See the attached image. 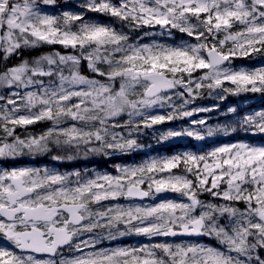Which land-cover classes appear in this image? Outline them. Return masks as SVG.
<instances>
[{"label": "snow or ice", "instance_id": "1", "mask_svg": "<svg viewBox=\"0 0 264 264\" xmlns=\"http://www.w3.org/2000/svg\"><path fill=\"white\" fill-rule=\"evenodd\" d=\"M57 5L58 0H0V59L41 45L58 44L78 53L53 51L0 71V90H9L0 95V157L44 153L50 145L77 152L84 148L85 155L129 153L143 147L137 139L143 129L216 110L218 105L186 110L204 89L221 101L225 94H264V66H232L237 57L264 52V0H85L80 5L133 30L159 26L169 35L177 29L195 40L173 46L130 43L122 28L86 20L83 11L52 14ZM237 25L240 30L234 31ZM85 61L103 81L81 74ZM198 70L203 74L195 76ZM166 105L172 109L167 114L149 111ZM124 114L128 119L117 122ZM45 120L52 127L38 137L15 134L18 126ZM206 124L204 118L192 120L189 127L161 132L158 139L203 141L239 130L264 135V109L245 114L237 125L201 131ZM118 172L85 178L79 171H0V236L15 249L0 247V264H264V145L241 141L202 153L184 151L118 166ZM167 192L178 199L95 212L91 207ZM204 194L212 199H200ZM97 228L107 230L109 239H115L113 231L119 236H207L223 250L163 242L84 254L95 241L74 242ZM65 247L81 254L64 257ZM37 253L49 258L37 259Z\"/></svg>", "mask_w": 264, "mask_h": 264}, {"label": "trees", "instance_id": "2", "mask_svg": "<svg viewBox=\"0 0 264 264\" xmlns=\"http://www.w3.org/2000/svg\"><path fill=\"white\" fill-rule=\"evenodd\" d=\"M60 1V0H58ZM64 3H61L62 8H69V9H77V11H83L85 13V19L95 22H100L104 24H114L118 29H121L125 32V25H122L119 21L114 20L111 17L102 15L100 13H94V12H88L86 9H83L79 6L75 7L71 3H67L65 1H71V0H61ZM58 11V9H57ZM172 36L166 37V42L162 43L166 46H173L178 45L181 42H191L194 43L195 40L188 37L185 33H181L177 29H173L171 32ZM144 42L149 43H158V39L156 36H147L144 40ZM53 51H59L61 53H67V52H74L71 48H64L61 45H41L39 48L36 49H25L19 57H12L8 61H3L0 59V71H3L6 69V67H11L15 64L20 63L23 59H34L38 55H42L45 53L53 52ZM75 53V52H74ZM254 56L253 58H251ZM250 57V58H249ZM249 57H237L233 60V63L238 66H254V67H261L264 66V52L262 53H256ZM80 72L85 74L89 77H94L90 70L87 68V62H82L80 66ZM203 74L202 70H198L194 75H201ZM101 78V77H97ZM103 79V78H101ZM47 80V78H45ZM117 84H119V80H117ZM117 86H115L116 88ZM253 97H256V100H251ZM201 104L206 105V107L210 108L214 104L210 102V98L205 94L204 96H200ZM235 108L236 112H229V108ZM264 109V94H261L260 96H257L256 94L251 93H244L240 95H232V94H226V98L220 102V105L218 108L214 111H211V117L207 120V124L205 126H201V130L204 131L206 127H217L221 125H237L238 121L241 117H243L245 114L253 113L255 111H260ZM194 120L193 117H185L182 119H176L172 121L165 122L163 124H158L153 126V129H143L140 135L142 134L144 137L141 139H138V142L142 144L143 146L151 147L149 150H142L141 148L136 149L133 152L129 153H120L121 155H118L116 158H109L108 156L102 155V154H94L89 153L87 155L84 154L85 149L81 148L79 152H77L75 149H67V148H57L54 145H50V151L39 153V154H29L25 152L23 155H17L15 157H5L2 161H0V171L4 169L6 166L10 164H22V163H33L36 165H39L41 163H44L47 168L55 169L56 173L65 174L69 171L75 170L79 171L81 173L82 177L85 178H93L95 176V171H102L109 169L110 171H117L118 166L120 165H129L134 163L143 164L147 161V159L151 157L161 156L162 154H166L168 156H172L177 153H182L184 151H190V152H207L210 151L212 148L220 145H224L227 143H232L235 141H242L245 143L253 144V145H264V135H252L251 133H245L242 130H239L235 133L230 132L228 135H225L224 133H217L216 135L212 137H205L203 141L195 140L194 138H189V141L186 142H176L171 144H162L158 143L159 141L158 137L161 132H164L168 129H181L183 127H189L190 122ZM48 129L47 122H37L33 125L28 126H18L16 128L15 134L20 136L22 139L24 137L29 138L31 136H39L42 133H44ZM146 132V135L144 134ZM8 142H11V138H9ZM92 145H89L91 147ZM62 157L61 161L58 162L52 157ZM71 156L72 159H68L67 157ZM162 157V156H161ZM114 162V163H113ZM112 164V166L110 165ZM74 172V171H73ZM74 180L75 177H72ZM176 193H168L165 195H159V199L164 198H172ZM152 198H148L149 200ZM200 199L208 201L212 198L208 196L207 194H204L200 197ZM115 201L122 203V202H142L144 200H134V199H127V198H118ZM218 202V201H217ZM105 207L106 202H103ZM243 207V205H240ZM107 207V205H106ZM103 209V208H102ZM223 223V221H221ZM122 225V224H121ZM125 229L124 225H122L121 230ZM97 232L99 236H102V239L94 245V247H85L83 249V252H90L89 250L94 249H101L103 250L104 247L116 244V243H122L123 241L130 242V239H123V236L117 235L113 231V235H116L118 237L117 242H110V239L108 237V231L105 229H95L91 233H85V235L82 237L81 240L83 241H91L94 233ZM168 240V239H167ZM155 243H162V237H157V239L148 237L144 238L141 242L148 243L151 245L152 242ZM204 241L210 242L214 244L215 246H218L214 240H209L208 238H205ZM153 243V244H155ZM0 247L8 248L10 250H15L11 243L7 242L2 236H0ZM80 255L81 253L75 251V249H69L68 251H64L63 255L64 257H72L76 255ZM263 256V254L261 253ZM42 259H46L41 257ZM59 259V257H57Z\"/></svg>", "mask_w": 264, "mask_h": 264}, {"label": "rangeland", "instance_id": "3", "mask_svg": "<svg viewBox=\"0 0 264 264\" xmlns=\"http://www.w3.org/2000/svg\"><path fill=\"white\" fill-rule=\"evenodd\" d=\"M65 2H67V3H71L73 6H75V7H77V6H79L80 7V5H82L83 3H85V0H71L70 2L69 1H65ZM114 2H115V0H114ZM61 3H64V2H62L61 0L60 1H58V5L54 8V9H51V12H52V14H59L60 12H63V11H73V12H80V11H77V9H69V8H62V5H61ZM57 9H58V11H57ZM87 20V19H86ZM126 26V28H125V33H127L128 35H129V37H130V40H129V42L130 43H134V44H153V43H149V42H144V40H145V38L147 37V36H156V38L158 39V43L159 44H162V43H165L166 42V37H169V36H172V34L171 35H169L168 34V30H166V29H161L159 26H145V27H143V28H139V29H135V30H133L132 28H130V27H128L127 25H125ZM173 30V29H172ZM172 30H171V32H172ZM175 30V29H174ZM234 31H238V30H240V27H239V25H237V26H235L234 27V29H233ZM146 33H147V35H146ZM195 43V42H194ZM59 52V51H58ZM61 53V52H60ZM45 54H47V53H45ZM61 54H78V53H74V52H67V53H61ZM38 56H40V55H38ZM38 56H36V57H38ZM35 57V58H36ZM254 56H252L251 58H253ZM250 58V57H249ZM232 66L234 67V68H240V67H246V66H238V65H235L234 63H233V61H232ZM105 67V69H106V66H104ZM246 68H256V67H254V66H249V67H246ZM69 74V72H68V69L67 68H65V75H68ZM82 75H85V74H83V73H81ZM202 75V74H201ZM86 76V75H85ZM195 76H197V75H195ZM199 76V75H198ZM90 78H96V79H101V78H97V77H90ZM102 81H103V79H101ZM106 82V81H105ZM115 86H117L116 87V89L118 90V88H119V84H117V82L115 83ZM225 87H233L232 85H230V84H226L225 85ZM137 91L139 92V91H142V89H140V88H137ZM245 93H251V94H256L257 96H260L261 95V93H252V92H245ZM9 94V90H7V89H3V90H0V95H8ZM207 95L209 98H210V102L211 103H213L214 105L213 106H215V105H220V102H221V100H219V99H217L216 98V94H215V92L213 93V95H209L208 94V90L207 89H204L203 91H202V94H201V96H204V95ZM240 94H244V93H240ZM240 94H237V96L238 95H240ZM226 95V94H225ZM132 98H135V97H132ZM257 98L256 97H253L251 100H256ZM175 102L177 103V104H179V103H181V101L179 100V98H175ZM0 103H3V102H0ZM213 106H211V107H213ZM210 107V108H211ZM192 108H207L206 107V105H204V104H201V99L200 98H198V99H196L193 103H191V104H189V105H187L186 106V110H191ZM209 108V107H208ZM172 109L169 107V106H165L164 108H159V107H155V108H153V109H151V110H149L150 111V113L151 114H153V115H155V114H167L168 112H170ZM211 112V111H210ZM210 112H197V113H194V115L193 116H191V117H193L194 118V120H199V119H202V118H204V119H206V120H208L209 119V117H211V113ZM21 114H25L24 112H22ZM248 114H251V113H248ZM128 119V117H127V114H124V115H122L121 117H119V118H117V122H119V123H123L124 121H126ZM40 122H47V126H48V128H50V127H52V122L51 121H47V120H45V121H40ZM64 126H67V124H65ZM153 128H151V130H152ZM47 130V129H46ZM177 130H179V129H177ZM200 130H201V128H200ZM116 131H121V129H116ZM126 131V130H125ZM202 131V130H201ZM143 134V133H142ZM138 135V137H137V139H141V138H143L144 136L143 135ZM145 135H146V132L144 133ZM4 134H3V132L2 131H0V137H2ZM189 138L190 137H187V136H180V137H174V138H171V139H169V140H166V141H163V143L164 144H171V143H176V142H186V141H189ZM24 139H27L26 137H24ZM235 142H241V141H235ZM235 142H232V143H235ZM158 143H160V144H162V142H158ZM227 144H229V143H227ZM221 146V145H220ZM217 147V146H216ZM151 147H148V145L147 146H143L141 149L142 150H149ZM118 155H121L120 154V152H115V153H113V154H111V155H108V157L109 158H116ZM162 156V157H161ZM161 156H157V155H155V157H151V158H149V159H147V161H150V160H152V159H158V158H164V157H170V156H168V155H166V154H162ZM56 157V156H55ZM5 157H0V161H2L3 159H4ZM53 159H55L54 157H52ZM56 161H58V162H60L61 161V159H55ZM114 163V162H113ZM1 166H2V164H0ZM111 166H112V164H110ZM136 165H140L139 163H134V164H129V165H120L119 167H124V166H129V167H131V166H136ZM22 168H33V169H36V168H38V169H41V170H43V169H48L49 171H51V172H55V169L54 168H52V169H49V168H47L46 167V165L44 164V163H41V164H39V165H36V164H33V163H22V164H10V165H8V166H6L4 169H2L1 171H4V170H8V171H10V170H12V169H22ZM77 172L76 171V169L75 170H72V171H69L68 173H74V172ZM103 175V174H109V175H112V176H116V175H118L119 174V172H118V170L117 171H110L109 169H106V170H102V171H100V172H98V171H95V176L96 175ZM94 176V177H95ZM93 177V178H94ZM164 199H172V200H177L178 199V194H175L174 196H172V198H164ZM160 200H163V199H159V198H152V200L151 199H149V200H144V201H142V202H140V201H138V202H122V203H119V202H117V201H115V200H109V201H103V202H106V205H107V207H106V205H105V207H103V205H104V203L103 202H101V204L100 205H92L91 207H92V210L95 212V211H104L105 209H107V208H109V207H113V206H115V205H117V204H119V205H123V206H125V207H128V206H137V205H139V206H144V205H150V204H155V203H159L160 202ZM103 208V209H102ZM224 222V221H223ZM121 227H122V225H120V229H121ZM125 229H122L121 231H124ZM82 235L84 236L85 235V233H82ZM115 236V239H110V242H117V240H118V237L116 236V235H114ZM125 237H127L128 239H130V242H127V243H116V244H112V246L111 245H108V246H106V247H104L103 249H115V248H141L142 246H144V245H149L148 243H145V242H141L144 238H148V236H145V235H138V234H136L135 232H128V234H126V235H124ZM3 238V237H2ZM108 238V237H107ZM152 238H155V239H157V237H152ZM206 238H208L209 240H214L215 242H216V244L218 245V246H215L214 244H212V243H210V242H207V241H197V240H183V241H176V240H172V239H170V238H168V237H162V243L163 242H167V243H172V244H176V243H183V244H201V245H207V246H210V247H214V248H219V249H221V250H223V246L217 241V240H215V239H213V238H211V237H207L206 236ZM102 239V236H99L98 235V233L97 232H95L94 233V236H93V238H92V240H94L95 241V244H97L100 240ZM168 239V240H167ZM8 242V241H7ZM9 243H11V242H9ZM76 243V242H75ZM153 243H155V241L154 242H152L151 243V245L153 244ZM156 244V243H155ZM74 248V247H73ZM99 250H101V249H92V250H89V251H99ZM86 253H88L87 251L86 252H84V254H86ZM262 254H263V256H262V258H264V252H262ZM76 256H78V254L76 255ZM37 259H40V258H38V257H36Z\"/></svg>", "mask_w": 264, "mask_h": 264}, {"label": "water", "instance_id": "4", "mask_svg": "<svg viewBox=\"0 0 264 264\" xmlns=\"http://www.w3.org/2000/svg\"><path fill=\"white\" fill-rule=\"evenodd\" d=\"M169 192L167 193H162L160 195H165V194H168ZM132 199H140V198H132ZM144 199H147V198H144ZM170 239H174V240H203L205 238V236H188V235H181V236H176V237H172V236H169ZM35 255H38V256H42V257H48L47 254H43V253H37Z\"/></svg>", "mask_w": 264, "mask_h": 264}, {"label": "flooded vegetation", "instance_id": "5", "mask_svg": "<svg viewBox=\"0 0 264 264\" xmlns=\"http://www.w3.org/2000/svg\"><path fill=\"white\" fill-rule=\"evenodd\" d=\"M127 199H132V198H127ZM82 237H83V235L81 234L80 238H79L78 240H76L75 242H76V243H79L80 240L82 239ZM124 238L128 239L127 237L123 236V239H124ZM75 242H74V243H75ZM122 243H127V242H126V241H123ZM68 250H69V249L66 248V247L63 248V249H61L62 252H64V251H68ZM35 256L38 257V258H40V259H42V258H41L42 256H38V255H35ZM43 258L48 259L49 257H43Z\"/></svg>", "mask_w": 264, "mask_h": 264}]
</instances>
